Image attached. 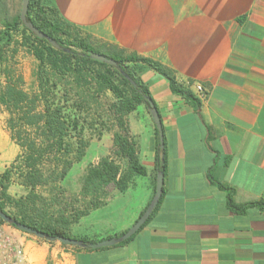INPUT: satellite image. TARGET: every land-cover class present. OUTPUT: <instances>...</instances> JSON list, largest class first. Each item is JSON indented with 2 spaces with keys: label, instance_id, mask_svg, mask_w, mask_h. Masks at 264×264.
I'll return each mask as SVG.
<instances>
[{
  "label": "crops",
  "instance_id": "crops-1",
  "mask_svg": "<svg viewBox=\"0 0 264 264\" xmlns=\"http://www.w3.org/2000/svg\"><path fill=\"white\" fill-rule=\"evenodd\" d=\"M51 3L95 46L158 62L194 96V83L206 95L190 102L143 68L139 77L159 112L164 143L154 212L127 241L94 251L29 241L0 222L24 245L31 264H264V211L234 212L219 187L231 189L239 206L264 200V0ZM126 122L147 174L135 176L124 192L110 188L104 206L69 227L75 238L119 237L154 195L155 124L144 104ZM19 154L3 113L0 175Z\"/></svg>",
  "mask_w": 264,
  "mask_h": 264
},
{
  "label": "trees",
  "instance_id": "trees-1",
  "mask_svg": "<svg viewBox=\"0 0 264 264\" xmlns=\"http://www.w3.org/2000/svg\"><path fill=\"white\" fill-rule=\"evenodd\" d=\"M26 17L39 31L58 44L59 49L29 32L21 23L19 15L11 22L1 21L3 29L0 31V62H5V49L11 44L26 48L37 61V92L33 96L27 95L16 87V83H11L10 73L4 71L8 83L0 92V104L10 115L8 128L20 154L0 175V210L13 217L16 222L45 235L75 238L71 236L69 227L91 211L104 206L110 188L124 192L135 176L147 174L146 169L139 163L136 144L126 122V117L138 105L144 104L148 109L145 97L150 96V93L141 81L139 72L148 68L167 81L173 94L196 104L199 101L191 91L176 82L169 69L158 62L135 54L126 55L112 47L95 46L88 36L82 35L78 29L60 18L51 0H30ZM19 30L21 40L13 41L12 33ZM15 53L14 47L10 58H14ZM90 53L102 54L113 59L117 65L110 66L94 61L89 57ZM68 78L73 79L79 86L94 88L97 94L105 91L112 94L114 101L109 110L116 131L112 134L109 154L99 159L96 164L89 165L82 178L80 198L86 201L84 207L72 209L69 215L66 214V208L55 215H49L38 206L44 199L37 195L36 189L46 184H54L60 188L59 184L73 165L85 156L86 145L80 137L79 119H71L64 113V105L56 101L54 93L60 80ZM21 81L18 77L17 82ZM39 104L41 110H38ZM74 107L81 110L80 101L75 102ZM71 131L78 135L75 136V149L67 140ZM155 136V172H164V149L160 148L157 131ZM72 153L74 156L70 157ZM13 174L18 176L19 185L29 191L24 197L14 199L7 193ZM219 187L227 191L228 206L234 212L243 213L251 207L264 211V200L239 206L232 201L231 189L220 184ZM7 208H11L13 212L7 211ZM0 222L4 224L1 220ZM75 239L95 243L85 237ZM40 240L49 244L56 243Z\"/></svg>",
  "mask_w": 264,
  "mask_h": 264
},
{
  "label": "rangeland",
  "instance_id": "rangeland-1",
  "mask_svg": "<svg viewBox=\"0 0 264 264\" xmlns=\"http://www.w3.org/2000/svg\"><path fill=\"white\" fill-rule=\"evenodd\" d=\"M20 9L21 0H0V31L3 29L1 21L11 22L12 19L19 15ZM12 40H21L20 30L12 33ZM14 47L16 48V53L14 58H10ZM4 57L5 62L3 64L0 62V92L8 83L4 72L8 71L11 83H16L18 89L29 96H33L37 92V61L35 58L23 46H15L14 44L5 49ZM18 77L22 79L19 83L17 82ZM54 93L56 101H60L64 105V113L71 119L74 117L79 119L80 137L86 145L84 148L85 156L79 163L73 165L65 179L59 184L60 188H57L54 184H46L38 187L35 192L44 199L42 203H38V206L47 211L49 215H55L64 208L67 209L68 212L66 214L69 215L72 209H82V206L84 207L86 204V201L80 198V188L87 167L96 164L101 159V155L107 156L111 150V148L109 150L107 148V139L110 138L112 140V134L116 131L115 123L109 110L114 97L108 91L97 94L94 88L85 87L84 85L79 86L70 78L60 80ZM77 101H80L82 105L81 110L74 107V103ZM0 107L3 109L1 110L0 108V117L4 113V118L7 119L8 123L10 115L1 104ZM38 110H41L40 104ZM75 136H78L77 132L71 131L67 139L74 149L76 147ZM72 156H74V153L70 157ZM19 181L18 176L13 174L9 185L10 189L8 188L9 192H7L14 199L24 197L29 192L19 185ZM7 211L13 212L11 208H7ZM19 232L22 236L26 234ZM26 235H28L25 237L29 241L44 242L33 235ZM53 244L61 245L58 242Z\"/></svg>",
  "mask_w": 264,
  "mask_h": 264
},
{
  "label": "water",
  "instance_id": "water-1",
  "mask_svg": "<svg viewBox=\"0 0 264 264\" xmlns=\"http://www.w3.org/2000/svg\"><path fill=\"white\" fill-rule=\"evenodd\" d=\"M30 0H21V9L19 13V19L23 26L31 33H33L37 38L39 39H45L47 40L50 45H52L54 48L59 49L58 44H56L51 38H49L47 35L39 31L30 21L27 20V12H28V6H29ZM89 57L97 62L104 63L110 66H116V62L113 59H109L106 56L99 54V53H90ZM145 101L148 105V111L149 114L155 124L156 131L158 132L159 137V145L160 148L163 149L164 143H163V130L160 120V115L157 110V108L154 105V102L150 96L145 97ZM155 191L154 195L150 201V203L147 205L144 212L141 214V216L137 219V221L133 224L131 228H129L125 233L120 235L119 237H113L110 239H105L102 241H97L95 243H85L81 240L75 239V238H65V237H51L48 235H45L41 232H38L31 227L18 223L15 221V219L5 213H3L0 210V220L8 225H13L15 228L21 232L33 235L39 239H45L48 242H58L61 245L67 246V247H75V248H81V249H92V250H99L102 248H107L111 246H115L117 244L123 243L129 238H131L136 232L140 230V228L145 224L147 219L151 216L154 209L156 208L159 199L162 195V186H163V172H157L156 178H155Z\"/></svg>",
  "mask_w": 264,
  "mask_h": 264
},
{
  "label": "built area",
  "instance_id": "built-area-1",
  "mask_svg": "<svg viewBox=\"0 0 264 264\" xmlns=\"http://www.w3.org/2000/svg\"><path fill=\"white\" fill-rule=\"evenodd\" d=\"M195 96L203 99L206 90L197 83L191 85ZM1 224V223H0ZM0 264H31L24 245L0 225Z\"/></svg>",
  "mask_w": 264,
  "mask_h": 264
}]
</instances>
